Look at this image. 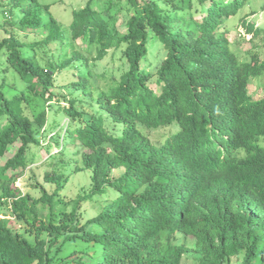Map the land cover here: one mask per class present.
I'll return each instance as SVG.
<instances>
[{"label":"trees","instance_id":"16d2710c","mask_svg":"<svg viewBox=\"0 0 264 264\" xmlns=\"http://www.w3.org/2000/svg\"><path fill=\"white\" fill-rule=\"evenodd\" d=\"M60 5L0 0V159L18 145L0 162V264H264V61L230 45L238 26L260 36L248 0ZM43 148L55 189L33 198L16 183ZM82 169L89 192L65 202Z\"/></svg>","mask_w":264,"mask_h":264},{"label":"rangeland","instance_id":"374dc122","mask_svg":"<svg viewBox=\"0 0 264 264\" xmlns=\"http://www.w3.org/2000/svg\"><path fill=\"white\" fill-rule=\"evenodd\" d=\"M45 4H53L55 2H60L61 12L59 18L62 20H67L65 9L71 4L72 6H77L78 4H83L85 0H39ZM117 17V15H116ZM246 18L248 21H253L256 24V28L261 29V33L258 35L259 37L253 39L252 36L246 35L243 31V28L238 26L236 29H232V33L230 34L231 40V48L234 52H238L240 56H245L249 54L250 51L257 54L258 60L264 61V0H248V7L242 11L240 15V19ZM235 19H232V21ZM126 21V17L124 13L118 15V29L120 32L124 31V23ZM236 22V21H235ZM232 27V25H229ZM2 32V31H1ZM28 34V35H27ZM36 34L34 33H25L21 34L23 39L27 41H31L33 39H38ZM245 36V37H244ZM109 62V56L103 62V64H107ZM120 66V64L116 61L115 67ZM125 69V65L122 66V70ZM120 71L117 69L115 70L116 78L119 76ZM250 93L254 94L255 98L264 97V77L259 80H252L250 82ZM51 118V113L49 114ZM49 118V120H50ZM58 122L60 124L64 123V119L59 116ZM51 141V140H50ZM66 143V142H65ZM46 144V143H45ZM259 144L264 146V139L260 140ZM18 145H15L13 148H10L8 153L5 155L3 159H0V162H3L6 158L11 157L15 150L17 149ZM55 149H51L50 153H55ZM35 153V151H33ZM49 152L43 148L41 151H38L36 157L34 158V162H38L36 165L28 167L21 175V177L17 180L16 186L20 188L23 193H29L33 198H37L40 196V192L38 189L41 186L45 189V191L51 194L55 187L53 185L46 184L43 180V175L45 171V160L48 157ZM42 158V163H41ZM81 164V163H80ZM91 185L90 180V172L88 170L82 169L78 172L71 173L69 178L59 193V197L62 198L65 202H69L75 200L77 197L87 194L89 192ZM101 197L94 198L92 202L86 201L82 203L81 207V223L84 224L86 221L90 220L91 218L95 217L99 211L101 210ZM63 204H57L55 210H59L63 208ZM71 209V206H68V210ZM12 224L18 226L15 221H12ZM87 230H92L93 226L87 227ZM187 243H191V240L187 238ZM80 245H86L84 243H80ZM66 251H63L57 256L56 260H58L59 264H67L64 258L66 255ZM191 257L184 258V263H191ZM37 264V263H34ZM231 264H237L236 259H232Z\"/></svg>","mask_w":264,"mask_h":264}]
</instances>
